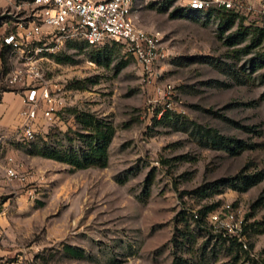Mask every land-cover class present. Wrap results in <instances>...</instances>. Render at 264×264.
I'll use <instances>...</instances> for the list:
<instances>
[{
	"label": "rangeland",
	"instance_id": "1",
	"mask_svg": "<svg viewBox=\"0 0 264 264\" xmlns=\"http://www.w3.org/2000/svg\"><path fill=\"white\" fill-rule=\"evenodd\" d=\"M30 2L6 0L0 26L10 30L27 18ZM185 2H136V25L159 33L166 54L151 76L113 42L70 41L39 61L66 107L31 142L22 140L19 125L0 131V264H264V231H257L264 224L259 20L237 16L228 24L227 16L189 12ZM16 56L0 60V92L23 95L25 77L10 82L23 68ZM78 112L115 128L105 167L73 168L31 153L36 146L81 155L88 132ZM194 125L243 147L204 145ZM257 171L261 181L242 192L225 181ZM211 206L197 222L193 215ZM230 213L239 224L233 245L209 220ZM65 245L85 257H69Z\"/></svg>",
	"mask_w": 264,
	"mask_h": 264
},
{
	"label": "built area",
	"instance_id": "2",
	"mask_svg": "<svg viewBox=\"0 0 264 264\" xmlns=\"http://www.w3.org/2000/svg\"><path fill=\"white\" fill-rule=\"evenodd\" d=\"M15 0H7L13 4ZM137 0H31L30 13L17 19L13 28L2 34L1 46L16 54L22 69L13 71L10 82L25 77L28 87L22 95L19 111V133L22 140L31 142L45 125L59 121V112L65 109L62 97L52 94L48 82L39 71V61L46 53H55L65 43L83 41L89 46L104 42L120 44L132 55L149 76L165 58L162 37L136 25L133 12ZM18 4H14L17 6ZM186 9L198 12L223 10L238 16H255L264 29V0H186ZM13 176L15 172L9 170ZM23 179V178H22ZM195 219L199 214L193 215ZM209 220L223 237H236L239 230L233 223V214H211Z\"/></svg>",
	"mask_w": 264,
	"mask_h": 264
},
{
	"label": "trees",
	"instance_id": "3",
	"mask_svg": "<svg viewBox=\"0 0 264 264\" xmlns=\"http://www.w3.org/2000/svg\"><path fill=\"white\" fill-rule=\"evenodd\" d=\"M186 10H188L189 12H198L192 9ZM216 13L222 16H227L228 24H231L234 19L238 16L233 12H225L223 10L217 11ZM257 30L259 32V39L261 40V38L264 37V29L258 28ZM7 53V46H1L0 60L4 61L6 59ZM58 60L61 61L62 59L58 58ZM162 115L163 118L167 116V114L163 113ZM76 120L78 121V123H80L82 128L88 132L86 134H81L84 145L82 148L81 155L77 154L76 152L62 150L59 148L44 147L39 149L36 146H32L31 153L39 154L46 158L67 163L73 168L105 167L108 162L107 147L112 139V136L114 135V126L111 123L105 122L104 120L98 118L95 114L90 112H78V114H76ZM193 130H196V133L198 134L200 139L204 141V145L226 148L230 150L235 149L237 147H243L242 145H240L239 141L224 137L220 135L216 130H213L211 128L194 125ZM262 178V172L257 171L251 174H237L232 179L225 181H228V185H230L233 189L242 192L261 181ZM150 184L151 179H146L144 190L145 194H148ZM212 207L213 206L199 210L200 216L196 219V221L201 222V217ZM242 229V233H244L246 231V225L243 224ZM257 231L263 232L264 224H262V226H260ZM218 236L224 241L228 240L232 245L235 244V242L237 241V238L235 237H223L221 236V234H218ZM63 250L65 254L71 258L79 259L85 257V253L83 250L70 245H65Z\"/></svg>",
	"mask_w": 264,
	"mask_h": 264
},
{
	"label": "crops",
	"instance_id": "4",
	"mask_svg": "<svg viewBox=\"0 0 264 264\" xmlns=\"http://www.w3.org/2000/svg\"><path fill=\"white\" fill-rule=\"evenodd\" d=\"M6 0H0V8ZM8 25L0 26V35ZM22 107V93L13 90L0 92V131L13 130L19 125V111Z\"/></svg>",
	"mask_w": 264,
	"mask_h": 264
}]
</instances>
